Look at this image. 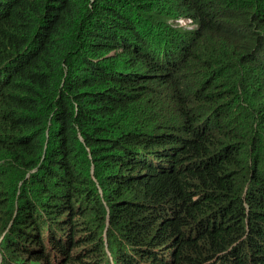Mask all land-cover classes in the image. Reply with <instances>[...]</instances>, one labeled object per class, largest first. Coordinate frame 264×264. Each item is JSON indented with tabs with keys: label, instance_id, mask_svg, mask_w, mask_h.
I'll return each mask as SVG.
<instances>
[{
	"label": "trees",
	"instance_id": "obj_1",
	"mask_svg": "<svg viewBox=\"0 0 264 264\" xmlns=\"http://www.w3.org/2000/svg\"><path fill=\"white\" fill-rule=\"evenodd\" d=\"M184 14L211 42L167 67L155 27ZM263 104L264 0H0V254L30 259L64 228L93 264H162L126 240L176 237L168 264H264ZM105 160L140 171L117 181Z\"/></svg>",
	"mask_w": 264,
	"mask_h": 264
},
{
	"label": "clouds",
	"instance_id": "obj_2",
	"mask_svg": "<svg viewBox=\"0 0 264 264\" xmlns=\"http://www.w3.org/2000/svg\"><path fill=\"white\" fill-rule=\"evenodd\" d=\"M201 13L203 11L201 10ZM172 19H178L182 24H194V26L186 30L183 27L176 26L172 23ZM168 24L173 29H163L159 30V27L156 26L155 29L158 31L159 34L163 36V44L164 48L173 47L174 50L172 52H161L152 54L159 58V62L162 65L174 66L180 63H189V61L198 54L203 48L207 47L210 42L211 38L207 34L203 25L199 22V20L195 17L194 14H184L179 15L176 17L168 18ZM180 34L179 35H177ZM186 40V45L183 43V38ZM202 90V89H201ZM203 91V90H202ZM87 97V95H84ZM262 109L264 110V104L262 105ZM215 120V115L210 118V120ZM206 124V123H204ZM204 125H201L195 132L191 133L184 141L183 146L180 148L182 149L185 145L189 146L194 134L200 130ZM102 136L99 135V138ZM98 138V139H99ZM215 155L220 156V152H213ZM133 160L138 162H144L151 160V155L147 153L146 155L142 154L141 150H136L133 153ZM194 155L192 161H196L197 159L201 161L210 160V151H202L190 154V156ZM160 156V155H159ZM158 160V157H157ZM116 173L119 174L115 164L110 160H105ZM140 169H145L149 171L148 176H156L158 175V170L154 167L153 164H142ZM137 168L133 170L127 169L125 174L121 177L119 174L120 179L117 181H125L127 182L128 179H131L134 175L136 176L138 172ZM142 174H146V171L142 172ZM165 213L166 219H173L175 218V211L170 210V208L163 210ZM169 211H171L169 213ZM160 215L157 219V223L155 224V230L162 225L160 223ZM47 228L44 232L42 237V241L40 244L35 242L30 243L32 251H35L30 259L20 260L14 264H93L96 260L95 253H93L91 247L93 243L89 241V239L71 229H64V228H55L52 229ZM176 238L165 239L161 242L157 247L148 249L145 247L143 250L140 249V246H137L135 243L127 241L125 242L126 245V252L129 256H131L134 260L138 262L147 263L148 261H152L157 259L162 264H168L174 260V253L175 247L174 242L177 240ZM1 241V240H0ZM145 250H149V256L146 258L141 257L142 253ZM110 252V251H108ZM156 253V256H152V253ZM110 258L113 259L111 253H109ZM160 259H163L162 262ZM114 260V259H113ZM8 258L2 256L0 254V264H7ZM114 264V262H113Z\"/></svg>",
	"mask_w": 264,
	"mask_h": 264
},
{
	"label": "rangeland",
	"instance_id": "obj_3",
	"mask_svg": "<svg viewBox=\"0 0 264 264\" xmlns=\"http://www.w3.org/2000/svg\"><path fill=\"white\" fill-rule=\"evenodd\" d=\"M145 14L147 16H150L151 15L150 17H151L152 20H154L157 16H163V14L160 12L159 9L156 10V11H153V12H146ZM172 16L173 15H170L169 18L172 17ZM150 17H149V19H150ZM151 19H150V21H151ZM172 23L175 24L176 26H179L180 25L181 27H183L186 30H189V29H191L194 26V24H187V25L182 24V23L179 22L178 19H172ZM240 176H242V175H240Z\"/></svg>",
	"mask_w": 264,
	"mask_h": 264
}]
</instances>
